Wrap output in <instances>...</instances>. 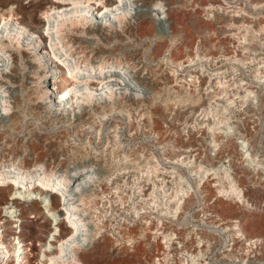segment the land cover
<instances>
[{"label": "bare ground", "instance_id": "bare-ground-1", "mask_svg": "<svg viewBox=\"0 0 264 264\" xmlns=\"http://www.w3.org/2000/svg\"><path fill=\"white\" fill-rule=\"evenodd\" d=\"M13 1L14 0H3V4L12 3ZM124 1L125 0H112V2H108V0H52L53 3L50 5V7L46 8V10L44 9L43 14L47 20L41 32L32 29V25L29 23H25L23 17H21V20L18 17L14 18L15 15L17 16L19 14V6L9 10L8 13L0 11V63H2V58H9L13 64V67H11L8 73L2 72V70L0 69V88H2L7 94H11V98L13 99V102H11L13 103V108L15 109L11 117L9 118L8 124L6 125L9 128L14 129L20 119H24L27 115L29 116L31 114L35 117H39V119H42L43 122L46 121L47 124H54V127L59 124L60 126H65L64 130H61L64 131V133H67L68 129H72L75 134H78L80 128L83 129V127L86 125L90 130V135H94V140L96 139V141L99 142V139H103L106 142L100 148L98 146L91 147L90 144H85V146L78 145V151L77 149L74 150L78 152V155H76V157H73V159L71 158V161H68L67 158H53L54 162L51 163V168L49 171H45L47 170L45 167L48 166L49 159H47V157L49 155L45 154L44 152H40L36 153L35 155V165L33 167L25 166V169H23L24 171L20 175L8 177L7 174H0V189L8 187L11 191V194H13V192L16 194L24 193V198H26L28 202H32L29 206L32 208H37L39 214H45V212H47L48 217H50L52 221H55V225H59V222L61 220H63L65 223L64 229L60 230L58 227H56L55 232L51 235L49 242H46L42 245L43 250L41 262H43V264H84V251L90 249L95 244L97 239L102 235V232L103 234H105L104 231L107 229L101 226L104 220L101 219V216H105V218H107L106 214H102L104 208H101L102 212H99L97 207H93V201L98 202L99 198H102L101 195H103L105 192L107 193L109 190H115L117 187L110 188L111 186L109 187V185L111 184H109L108 182H112L113 184V182L115 181L114 183H116V178L118 177L115 171L110 174V171H107V175L105 172L102 173L105 174V176H98L93 172V174H91L85 171L87 168H95V165L98 164L109 165L110 167H117L118 165H121L120 168H122L123 165H126V168H132V170H130L134 172V174H132L134 180H131H133V184L135 183L134 185L136 186L138 194V196H135L139 199L137 200V204L140 202V205H138L139 207L136 205L130 212V220L127 221L126 226L130 227L131 224H133L132 226H134L136 221H139L141 223V228L139 233H133L129 231L122 234V229L124 227L126 217L125 219H123V223L121 218H119L120 220L118 218L116 219L118 220V222L113 226L112 231L116 232L115 235L118 233V235L116 236L119 237L117 238L122 239L120 242V244H123L122 248L124 247L128 252L131 251L132 253H136V256L138 257L140 255L138 250L140 249L139 251H141L142 249L143 252L140 256L141 258L147 253L148 248H150L151 245L156 242L155 239L158 237V235H160L158 233L159 231L162 232L165 243H168V240L170 239V237L169 239H167L168 235H164V232L162 230L155 232L151 228L152 219L149 218L151 217L149 215H151L152 212L150 214L148 208H150L149 206L151 205V195L153 192H147V189H152H150V186L148 187L147 185H150V183H152L154 188L160 189V181L165 182L164 173H166V169L164 171L163 167L161 166L164 162L167 161V159L165 160V158L163 157L165 145L160 141V133L162 131L160 130L159 123L157 122V118H159V115H162L160 112H163V109L165 111V109L169 108L170 106L173 107V105L177 107L184 105L185 101L188 102L187 98H191L193 101H195H192V104H195L197 101L196 99L202 97L200 96V94L196 96L195 94L197 92L195 93L193 89L192 91L194 93L188 92L192 84L193 88L195 89H198V87L201 85L199 76L197 77V75H193V73L191 74L190 72V74H188V77L181 76V71L184 70L183 68L187 66V64L184 63V59H175L173 57V51L180 50L182 44V31L179 26L180 22L177 18H173V8H182L183 4L176 5L179 4V2L174 0H139L137 2L139 9L136 15L133 18L129 19L125 25L124 31L128 34L127 38L137 41L149 39L152 42L154 41L156 45L158 44V46L162 49L161 54H159L158 56H155L154 54L151 55L149 58L150 61L148 63L145 60V62L141 61L144 62V70H146L143 76L136 77L135 70L132 69V65H135L137 59L141 58L142 56L135 58L131 63L132 65L127 66L122 65L121 61L107 62L104 56L99 62H95L89 59V55L84 54L82 56H79V58H83L85 56L84 63H78V61L75 62L74 65H72L71 61L68 58L71 55V50L78 44H80V47L82 48H88V46L86 45L88 41L82 36H73L71 37V42L73 43L72 46H65V44L63 43V40L65 39L64 32L74 31V28L70 29L73 25L81 24L80 26L84 28L88 24L98 23V19V26L88 27L87 32L88 34L98 35L100 38L99 41L106 42L107 32L105 31V26H110L112 24L110 23V18L113 17L119 23H123V20L130 14L129 9L125 8ZM250 3L251 7L254 8H261V6H264V2L254 3L250 1ZM214 6L211 7V15L209 14V16L215 17L216 14L223 11L224 7ZM159 14H164L168 18L165 25L163 26L158 25V19L164 16L163 15L160 17ZM235 14L233 16H235ZM145 22H148L149 25L143 31H141ZM244 22L243 25L245 26V28H251L250 34H253L252 30L254 28L251 26V24L249 25ZM149 27H151V29L148 32L147 29H149ZM261 29L264 28H262L261 26ZM114 34L116 39H124L123 32L116 31ZM246 34H248V31L246 32ZM103 45L101 43H98L97 46H93L92 51L95 52V54L104 55L106 47ZM187 46L188 45H186V47ZM10 47H14L16 49H8ZM19 47H23V49H19ZM57 50H62L63 54L60 55L61 52H58ZM7 53L9 57H7ZM190 55L187 57V60H185L187 63L189 62V65L194 63V56H196V54H194V56L191 55L192 57ZM200 55L202 54L200 53ZM196 61L199 60L196 59ZM230 61L232 60L230 59ZM232 62L231 65L233 64ZM22 64L24 65L23 68ZM217 70L209 74V85L204 87L205 91H209L210 87L213 86L215 87V89L220 88V92L228 94V92H230V83L224 74V71H226V69L224 71ZM59 71L62 72L60 78L65 84L61 88H59L57 84ZM258 72L261 74L260 76H264L263 71ZM33 76H36V81ZM170 76L172 77L170 78ZM126 77L134 80H132L133 83L130 84L132 87L127 86L125 80ZM172 81H174L176 84H181V82L186 83H183L180 86L183 87L184 85V89H186V91L188 92L187 95L189 97L185 96L181 98L180 96L176 95L175 98L169 96L167 98L164 97V99L162 100L161 97L164 96L163 94L166 91L168 84ZM34 82L37 89H39L41 99L45 102L44 104L38 102V99H36V97H30L33 91ZM133 87L140 88L144 95L142 94L143 96H141L138 91V93L132 91ZM215 89L213 92H216ZM253 92L254 91L251 88L246 89L244 94L242 93V95L239 94L240 92H233L231 97H228L226 101L232 103L233 101H235V95L238 96L237 94H239V97L247 99L253 96ZM215 94L217 95V93ZM139 95L143 98L140 97V100H137L136 98L139 97ZM119 97H123L126 101L129 102L125 105L126 107L121 104L122 102L120 103L117 101ZM160 98L164 106L163 109L160 106H155L153 110L149 111V104H147V102H155L156 99L159 100ZM214 100L216 101V99ZM5 103H8L7 99L5 100ZM81 103L85 104L83 111L80 113H75L74 111L76 106L80 105ZM155 104L156 103H154L153 105ZM4 105L6 107L5 109L8 110V105ZM52 110L55 112L54 114L51 113ZM119 114L122 115V119L115 118L117 117L116 115ZM208 115L209 114L207 113V117ZM36 119L38 120V118ZM106 119H108L107 122H105ZM111 120H120L124 125L119 127V125L117 126L116 124V126L113 125L112 128L111 125H107V123ZM76 121H78L77 124L75 123ZM134 122H138L139 124H141L140 127L136 128V131L132 130ZM211 126L210 128L212 130ZM139 130L142 131L141 134L143 133V142L151 143L152 149L156 151L157 155L152 154L150 151L149 153H147L148 151L144 152L145 150L141 149L140 146H137L139 142H132L137 137V133ZM73 139L75 140V138ZM77 139L78 138H76V140ZM217 141L216 143L220 144V150L223 146L224 140L221 138H217ZM86 142L90 141L87 140ZM65 149L66 148H64V151ZM31 150V154H33L34 150ZM179 160L180 159L176 160V162H179ZM24 161L26 162V158H24V160H22L21 162ZM5 163H0V167L5 166L7 169H12L17 166V164H14L13 160L9 164L5 165ZM180 163H185V159H181ZM60 165L63 172L58 171L57 167ZM72 166L73 168H76L73 169ZM39 167L41 170H43L42 172H44V174H39ZM223 167V163H220V165L217 167L215 171L216 173H214V176L212 178L215 181L213 183H210L211 186L209 189H207L209 195L214 193V195L216 194L217 197H222L230 203L236 202L240 204V206L242 205L243 208H250L251 206L253 207V204L250 203L249 199L247 198V194L244 188L234 181L235 178L230 174L228 167L226 168L229 176H227L226 172L222 173L218 171ZM119 172L120 171H118V173ZM125 173L126 172H124V174ZM151 173L154 174L152 175ZM118 175L120 176V174ZM150 175L155 176L154 178H152L150 177ZM203 178L204 177H202V179ZM224 178L228 180L226 181ZM152 179L154 180L152 181ZM207 179L209 178L207 177ZM91 182H93L94 184H89ZM107 183L109 184L108 187L110 188H108V191H106V188H104ZM121 184H123V182ZM88 185H90V187L88 190H86V187ZM178 185L180 186V183ZM115 186L117 185L115 184ZM121 187L120 189H122ZM214 188L216 189L215 191ZM161 195L162 194H160V196ZM189 195H191V193L188 191L184 192L182 196H178L177 193L172 195L171 201L174 202L172 213L180 212L181 202L183 200L186 201V198H188ZM130 196L131 198L133 197L132 195ZM135 196L133 198L136 199ZM52 198L53 201L57 202L58 205H54L56 203L53 202L52 205ZM133 198L131 200L132 203L134 201ZM164 198L167 197L165 196ZM121 199L123 198H119L118 201ZM109 200L111 201V199ZM109 200L107 201L109 202ZM108 202L105 203L108 204ZM12 204L13 205L8 206L9 204L6 203L5 205L1 206L0 209L13 213L14 208H18L21 211L19 218L21 219V221H24V213L27 209L26 203H23L20 200H13ZM43 205L45 206V208ZM106 206L107 205H104V207ZM130 209L131 208H129V210ZM116 212H114L113 214L115 215ZM116 216L120 217L117 214ZM157 216H159V214ZM115 217H113V220H115ZM159 217L162 218V216ZM6 218L7 217L0 216V264H11L13 260L11 255L14 254L13 256H17V253L19 251V248L12 242V240L7 238L5 228ZM106 220L109 221V218ZM108 227L109 226H107V228ZM228 230L230 232L233 231L235 237H243L246 241L249 242L250 245L258 246V244L264 242V239L260 237H248L241 224L237 221L232 222V224H230L229 226L225 225L221 231L227 232ZM112 233L114 234V232ZM153 233L156 234L155 237H152ZM159 238L161 239L162 237L159 236ZM39 240L42 241L43 239ZM52 240H55L54 244L52 243ZM199 242H201V239H199L198 243ZM197 255L198 254L196 253L194 255L192 254L191 256L192 258H194ZM20 259V257L16 259L17 264H23Z\"/></svg>", "mask_w": 264, "mask_h": 264}, {"label": "rangeland", "instance_id": "rangeland-1", "mask_svg": "<svg viewBox=\"0 0 264 264\" xmlns=\"http://www.w3.org/2000/svg\"><path fill=\"white\" fill-rule=\"evenodd\" d=\"M138 1L139 0L124 1L125 8L129 9L130 14L123 20V23H119L113 17L110 18L111 21L110 23L112 24L110 26H105L107 28V29L105 28V31L107 32L106 42L99 41L100 38L98 35L88 34L87 32L88 27L98 26L99 19L97 20L98 23L96 24L95 23L88 24L84 28L80 26L81 24L73 25L72 28L70 29L74 28L75 29L74 31H65L64 32L65 39L63 40L65 46L66 45L72 46L73 43L71 42L72 41L71 37L73 36L76 37L82 36L86 38L88 41L86 44L88 48H82L80 47L81 45L78 44L76 47H74L71 50V52L69 51L71 55L67 57L71 61L72 65H74L75 62L78 61H79L78 63H82V62L84 63L85 56L83 58H79V56H82L84 54L89 55V59L95 62L96 61L99 62L104 56L107 62L121 61L122 65H127V66L132 65L131 63L135 58L142 56L141 58L137 59L135 65H132V69L135 70L136 77L143 76L144 73L146 72V70H144V62L146 61L148 63L150 61L149 60L150 56L153 54L155 56L161 54L162 49L158 46V44L156 45L154 41L152 42L149 39L148 40L143 39V41H137L127 38L128 34L124 31L125 25L129 19L133 18L136 15L139 9L137 3ZM174 1L179 2V4L176 5L183 4V7L173 8V14H174L173 18H177L179 20L180 22L179 26L182 31L181 49L174 50L173 57L175 59H181V60L184 59L183 60L184 63L187 64V66L183 68L184 70L181 71V76L188 77V74L190 73L191 74L193 73V75H197V77L199 76V80H201L200 83L201 85L198 87V89L193 88V84H192L191 88L189 89L190 91L188 90V87L187 90L188 92H192V93L197 92L195 95L197 96L200 94V96L202 97L196 99L197 100L195 103L196 105L194 103L192 104L193 100L191 98H187L188 102L185 101L184 105L180 107L173 105L174 108L170 106L164 111L163 109L164 106L162 104V100L164 99V97L167 98L170 96L172 98H175V96L177 95L183 98L185 96H188L187 95L188 92L186 91V89H184L185 88L184 85L183 87L180 86L184 82L183 83L181 82V84H176L174 81H172L168 84L166 88V91H170V92L165 91L163 94L164 96L161 97L162 100L160 98L159 100L156 99L157 102L156 100L155 102H150V103L147 102L150 108V109L148 108L149 111L153 110L155 106H160L163 109V112H160L162 115L161 116L159 115V118H157L158 119L157 122L159 123L160 130L162 131L160 133V141L165 145V151L163 153V157L165 158V160L167 159V161L168 160L169 161L168 163L167 161L164 162L161 167H163L164 171L165 169L166 171L167 170L174 171L172 175V181L168 184L167 187L162 188L159 185L160 189L156 191V196H157L155 198L156 202L152 198L151 205L149 206L150 208H148L150 214L152 212V214L149 215L151 216L149 218L152 219V220L149 219L151 220V228L155 232L162 230L164 234H167V232L170 233L172 231L177 233L178 231L180 232L187 231L185 237L187 240H190V234H188V231L190 230L189 225H184L183 223V221L186 222L187 219L182 218L183 215L177 219L170 218L169 216L167 217L166 214L168 213L163 210L167 205L166 201H163L166 200V198L164 197L169 192H174L175 190L180 189L182 186H184L181 183V181L186 182L188 185H192L193 178L195 177V175H197L196 172L194 171L196 170L195 166H197V168L200 169L198 175L201 173H211L213 171L214 173H216L215 171L217 168L210 169L211 166L212 165L216 166L220 163V161H223L224 167L218 171L222 173L226 172L227 176H229V173L226 168L228 167L230 174L234 176V178L239 183V185L241 184V186L244 187L245 192L247 194V198L249 199L250 203L253 204V207L251 206L250 208H243L242 205L240 206V204L236 202L230 203L229 201L222 199L219 202V200L214 201V199H210V201L207 202L210 204L209 206H207V209L210 208L211 213H213L214 211L219 218L223 219V221L226 222L225 225L228 224L230 225L232 224V222L237 221L241 224L248 237H260L264 239V84L256 83L255 81L256 77H254L255 74H257V72L255 71L256 67H258L259 64H261L260 63L261 58L262 60L264 59V29H261V26L262 28H264V6H261V8L258 7L259 8L258 9L251 7V3H250V1L254 3L264 2V0H174ZM108 2H112V0H108ZM12 3L3 4V0H0V11L4 13H8L9 10L19 6V14L17 16L15 15L14 18L18 17L21 20V17H23L25 23L27 24L29 23L32 25V29L38 32H41L43 30L45 22L47 20L43 12L44 9L46 10V8L50 7V5L53 3L52 0H14ZM211 4L212 6L215 5L214 7H218V6L224 7L223 11L216 14L215 17L209 16V14L211 15L210 13V9L212 7ZM234 14L235 16H233ZM163 15L159 14L160 17ZM167 19L168 18L165 15L159 18L157 21L158 25L159 26L165 25ZM243 22L249 25L251 24V26L254 28L252 29L255 30V31L252 30L253 34L254 33L256 34L257 30L258 33L256 35L254 34V36L253 34H250L251 28L250 29L245 28ZM148 25H149L148 22H145L143 24L141 31H143L146 27H148ZM150 29L151 27H149L147 31L149 32ZM116 31L123 32L124 39L122 40L116 39L114 34ZM247 31L248 34H246ZM98 43H101L102 45L104 44L103 46L106 47L104 55L95 54V52L92 51L93 46H97ZM184 43L188 45L187 46L188 48ZM13 48L10 47L8 49H13ZM15 49L16 48H14V50ZM19 49H23V47L22 48L19 47ZM58 52H61L60 55L63 54L62 50L61 51L59 50ZM190 53L192 56H194V54H196V56H194L195 57L194 63L189 65V62L187 63L185 60H187V57L190 55ZM200 53L202 55H200ZM234 53H239L241 57H244L246 59V62L248 61L245 65H243L244 68L235 69L234 71L236 72H234L232 69L234 64L231 65V62L233 60L230 54H234ZM7 57H9L8 53H7ZM229 57L232 61H230ZM196 59L199 61H196ZM1 60L2 63L0 64L2 67L0 66V69L2 70V72L8 73L11 67H13L12 61L9 58L7 59L2 58ZM23 67L24 65L22 64V68ZM217 69L218 70L226 69L225 72L226 74L229 73L227 74V76L228 79L231 80V82L237 83V81L239 82V80H245L251 84L250 86H245V87L242 86L234 87L233 85L231 88H229V91L231 93L228 92V94L220 92L219 90L221 89H217V88L215 89V87L213 86L210 87L209 91H205L204 87L209 85V81H208L209 74L215 72ZM61 75L62 72L59 71L58 72L59 78L57 82L59 88L65 85L63 80L60 78ZM33 77L36 81L37 80L36 76ZM171 77L172 76H170V78ZM125 80L127 86H131L130 84L133 83L132 82L133 79L126 77ZM247 88L248 89L251 88L254 91L253 96L247 99H243L242 97H239V94L240 95H242V93L244 94ZM192 89L194 92L192 91ZM214 89L216 92H213ZM132 91H135L136 93L139 92L141 96L144 95V93L140 88L133 87ZM233 92L234 93L240 92V93L237 94L238 96L235 95L236 97L235 101L229 103L228 101H226V99H228V97H231ZM215 93H217L218 96ZM219 94H221L222 96ZM140 95L139 97H137L138 95L136 96L137 100H140L139 99L141 97ZM31 96L32 98L36 97V99H38V102H40L41 104L45 103L41 99V94L39 92V89H37L35 82L30 97ZM6 99L8 100V103H5ZM214 99H216V101ZM11 101L13 102V99L11 98V94L10 93L7 94L6 92H4L2 88H0V163L6 162L5 163L6 165L12 162L13 160L14 164H17V166H15V168L12 169H7L5 166L0 167V174H7L8 177L10 176L14 177L20 175L24 171L23 169H25V166L33 167L35 165L34 163L35 155L36 153H40V152H44L45 154L49 155L47 157V159H49L48 166L45 167L47 170L44 169L45 171H49L51 168V163L54 162L53 158H57V157H60L61 159L67 158L68 161H71L73 157H76V155H78L77 151L80 145L85 146V144L86 145L90 144L91 147L98 146L100 148L106 143L105 140L103 139H102L103 141L99 139V142H97L96 139L94 140V135L93 134L90 135L91 134L89 133L90 130L86 125H85L86 127L84 126L83 129L80 128L81 133L79 131L78 134H75V132H73L72 129L71 130L68 129L67 130L68 132L64 133V131L61 130H64L65 126H60L59 124L56 127H54L55 126L54 124H47L46 121L43 122L42 119L40 120L39 117H35L34 115L31 114H30L31 116L27 115L24 119H20L14 129L9 128L6 124H8L9 118L11 117L13 111L15 110L13 108V103ZM117 101L120 103L122 102L121 104L124 106L127 103H129L123 97H119ZM154 103L156 104L153 105ZM4 104L8 105V110L5 109L6 107ZM84 107L85 104L81 103L80 105L76 106L74 112L80 113L83 111ZM51 113L54 114L55 112L52 110ZM207 113L209 114L208 117H207ZM116 116L117 117L115 118L122 119V115L119 114ZM36 118H38V120ZM107 121L108 119L105 120V122ZM77 122L78 121H76L75 123L77 124ZM122 123L123 122L120 120L119 121L111 120L110 122L107 123V125L108 126L111 125L113 128V125L116 126L117 124V126L119 125V127H121L124 125ZM138 124H139L138 122H134V125L132 126V130L136 131L137 130L136 128L141 126V124L139 125ZM210 126L212 127V130ZM141 132H142L141 130L138 131L137 137L132 142L133 143L139 142L138 143L139 145L137 144V146H140L141 149L145 150L144 152L148 151L147 153H149L150 151L152 154L157 155L156 151L152 149L151 143L143 142L144 137H143V133L141 134ZM89 136L91 137V139ZM73 138H75V140ZM76 138H78L79 140L78 139L76 140ZM86 138L90 142H86L87 141ZM217 138L218 139L221 138L224 140L223 146L220 149L221 151H219V153H218V148L220 147V145L219 143H216ZM64 141H65V146H64ZM64 148H66L67 150L65 149L64 151ZM31 149L34 150L33 154H31L32 153ZM76 149L77 151H74ZM24 158H26V162L25 161L21 162L22 160H24ZM178 159H180L179 162H176V160ZM181 159H185V163H180ZM225 160L229 161L228 162V164H230L229 166L225 165L226 163ZM172 161L173 163L175 161V163L173 164ZM248 161L250 163H248ZM188 162L190 164L189 167H184V165H182V164H187ZM118 166L110 167L109 165L98 164L95 165V168H87L85 170L86 172H89L91 174L93 173L97 174L98 176L100 175L105 176V174H102L104 172L107 175L108 174L107 171L108 172L110 171L109 174L115 171L118 177L116 178L117 179L116 183H114L115 181L113 182V184L112 182H108L111 185L107 183V185H105L104 188H106V191H108L110 188L113 187H117L118 189L114 188L116 191L111 190L112 191L111 192L109 190L108 191L109 193L105 192L107 197L105 193L103 195L100 194L102 198H99V201L101 202H99L98 199H97L98 202L93 201L94 204L93 207H97L99 212H102L103 208L105 209V210L103 209L102 214L103 213L106 214L107 218H105V216H101L102 218L101 217L100 218L104 219L101 226L107 230L103 229L105 230L104 231L105 234H103L102 232V235L97 239L95 244L90 249L84 251V257H85L84 264H145V262H143L144 259H142V257L140 258L143 250L142 249L141 251H139L140 249L138 250V252L140 253L139 257L136 256V253L134 252L132 253L131 251L128 252L123 247L125 249L124 250L122 248V245H120L121 238H117L119 236H116L118 235V233L115 235L116 232L112 231L113 226L118 222V220H116L117 218L125 219L126 217V219L128 220L130 219L131 209L129 210V208L133 206L131 200L135 195L138 196L136 186L134 185L135 183L133 184L134 177H132L133 176L132 174H134V172L131 171L132 168L127 167L129 171L128 172L126 165H123L124 168L122 166L123 170L122 168H120L121 165ZM57 168L59 172H63L61 169V165L58 166ZM42 171L43 170H41L39 167L38 168L39 174L40 173L44 174V172ZM118 171L120 172L118 173ZM124 172L126 173L124 174ZM122 173L124 174V176ZM154 173L151 174L153 175ZM118 174H120L121 177ZM152 175H150V177L154 178L155 175L154 176ZM153 180L154 179H152V181ZM117 182L119 184L123 182V184L126 185L123 184L119 185ZM179 183L180 186L178 185ZM89 184H94V183L91 182ZM115 184L117 186H115ZM108 185L109 187L110 186L111 187L109 188ZM147 186L148 187L150 186V189L153 188L152 183H150V185ZM89 187L90 185L86 187V190H88ZM120 187L122 189H120ZM151 190L148 189L147 192H150ZM10 192L11 191L8 187H4L0 189V207L5 205L6 203L9 204L8 206L13 205L12 204L13 200H20L21 202L26 203L27 205V209L25 210L24 213L25 216L24 221H21V219L19 218L21 211L18 208H14L13 213L10 211L8 212L3 209H0V216L7 217L5 221L7 238L11 239L12 242L19 248L17 256H13L14 254L11 255L13 258L11 264H17L16 259L19 257L21 258L20 260L22 261L23 264H43V262H41L42 250H43L42 245L46 242H49L51 235L55 232L56 227H58L60 230L64 229L65 223L63 220H61L59 222V225L58 224L55 225L54 224L55 221H52V219L48 217L47 212H45V214L43 213L39 214L37 208H32L29 206L32 202L31 201L28 202L26 198H24L25 197L24 193L16 194L13 192V194H11ZM159 193L162 194L161 195L162 197L160 196ZM130 195H132L133 197L131 198ZM103 198L105 201L103 200ZM119 198H123V199L118 201ZM100 199H102L103 201ZM109 199H111L112 202ZM107 200H109V202ZM133 200H134L133 202H136L137 206L140 205L139 204L140 202L137 204V200H139L137 197L136 199L133 198ZM128 201L131 202L129 203ZM52 202L56 203L54 205H58L57 202L53 201V198L51 199V203ZM105 202H108V204ZM117 202H119L120 204ZM191 202H193V200ZM104 205L107 206L104 207ZM109 206L112 208H110ZM114 212H116L115 215L113 214ZM116 214L119 215L120 217L116 216ZM158 214L159 216H162V218L157 216ZM113 217H115L116 221L113 220L114 219ZM108 218L109 221L106 220ZM194 219L199 221L197 222L199 224L198 228L204 229L203 225L207 226L211 224L210 217L201 210L199 211V214L196 217H194ZM107 226L109 227L111 226V227L107 228ZM140 228H141V223L139 221H136L135 225L131 227V231H133L134 229L133 233H139ZM112 232H114V234ZM124 232L125 231L123 230L122 234ZM158 233L160 234V237H162L163 235L162 232L159 231ZM217 233L218 234L215 235L213 239H211V243H209L207 246L204 247L202 254L197 259V262H204L207 264H264V242L258 244V246L250 245L249 242L246 241L243 237L239 238L236 236L237 237L236 238L232 231L231 232L218 231ZM227 234L229 235V242L234 243L232 245L231 250L228 253L225 251V248L223 247V243ZM230 234L233 235L231 236ZM152 235H153L152 237H154L155 233H153ZM232 238L235 239L232 240ZM39 239H43V240L40 241ZM54 242L55 240H52L53 244Z\"/></svg>", "mask_w": 264, "mask_h": 264}, {"label": "built area", "instance_id": "built-area-1", "mask_svg": "<svg viewBox=\"0 0 264 264\" xmlns=\"http://www.w3.org/2000/svg\"><path fill=\"white\" fill-rule=\"evenodd\" d=\"M230 55H231V58H232L233 64H234V66L232 67L233 70L239 69V68H244L243 65L247 63L246 59L244 57H241V55L239 53H234V54H230ZM260 63L261 64H259V66L256 67L257 74H255V77H256L255 81H256V83L264 84V76H260L261 74L258 72V71L264 72V59L262 61H260ZM217 71H224V70H217ZM234 72H236V71H234ZM224 74H225L226 78L228 79V76L226 75L225 71H224ZM228 80L230 83L229 88H231L233 85L236 87H239V86L245 87V86H250V84H251L245 80H239L238 83L231 82L230 79H228ZM217 89H220V88H217ZM219 148H218V153H219V151H221V150H219ZM189 162L187 164H182V165H184V167H189V165H190ZM228 162L229 161H226L225 165L229 166L230 164H228ZM220 163H223V161H220ZM220 163L216 166L212 165L210 169L217 168L220 165ZM248 163H250V162L248 161ZM198 167H201V166H198ZM195 169L196 170H194V171L198 175V173L200 172V169H198L197 166H195ZM173 172H174L173 170H167L166 171L165 182L160 181L161 184H159L162 188L167 187L168 184L172 181ZM197 175H195V177L193 178V181H192L193 184L192 185H188L186 182L181 181V183L184 186H182L180 189L175 190L174 192H169L167 195L165 194L167 196V198H166V204L167 205L163 209L164 211L168 212V214H166V216H169L170 218H176L177 219L183 215L182 218L187 219L186 222L183 221V223H184V225H189L190 230L188 231V234H190V240H187L185 237L187 234V231H184V232L178 231V233L172 231L170 233H167L166 234V235H168L167 239H169V237H170V239L168 240V243L164 242L163 235H162V240L159 238L160 235H158V237H157L158 239L157 238L155 239L156 242H154V244L150 248H148L147 253L142 257V259H144L143 262H145V264H207L204 262H197V259L202 254L204 247L207 246L209 243H211V239H213L214 236L218 234L217 232L221 231L222 228L226 224V222H224L223 219L219 218L217 216V214H215L214 211H213V213H211L210 208L207 209V206L210 205L207 202L210 201V199H214V201H217V200H221L224 198L217 197V195L216 194L214 195V193L209 195V193L207 191V189H209L211 186L210 183H213L215 181L214 179H212L214 176V171L211 173H201L198 176ZM202 176H204L203 179L201 178ZM207 177L209 179H207ZM225 180L227 181V179H225ZM234 181L237 184H239L236 181V179H234ZM157 190H158V188L153 187L152 190L150 191V192H153L151 195L153 200H155V198H156V191ZM215 190L216 189L214 188V191ZM166 191H167V189H166ZM186 191L190 192L191 195H189V197L186 198V201L183 200L181 202L180 212L172 213V208L174 207V202L171 201L172 195L177 193L178 196H182V194ZM192 200H193V202H191ZM155 202H156V200H155ZM135 205H136V202H133V206L131 207L130 211L133 210ZM200 210L210 217V223L211 224L207 225V226L203 225L204 229L198 228L199 224L197 222H199V221L194 219V217H196L199 214ZM129 220L125 219V224H124V227L122 229V231L124 230L125 233L131 231V227H133L132 226L133 224H131L130 227L126 226L127 221H129ZM122 223H123V219H122ZM212 223H213V225H212ZM228 226H229V224H228ZM131 232H133V231H131ZM159 239H160V242H159ZM199 239H201V242L198 243ZM233 239H235V238H233ZM233 244L234 243H231V242L229 243V235H227L225 240H224V243H223V247L225 248V251L227 253L231 250ZM120 245H123V244H120ZM196 253L198 255L196 257L192 258L191 255L192 254L194 255Z\"/></svg>", "mask_w": 264, "mask_h": 264}]
</instances>
